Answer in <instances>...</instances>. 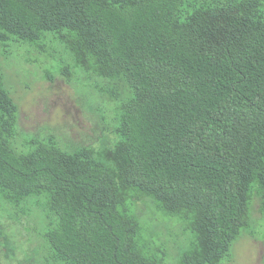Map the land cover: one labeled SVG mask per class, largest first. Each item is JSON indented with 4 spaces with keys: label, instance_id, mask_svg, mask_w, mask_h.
I'll use <instances>...</instances> for the list:
<instances>
[{
    "label": "trees",
    "instance_id": "1",
    "mask_svg": "<svg viewBox=\"0 0 264 264\" xmlns=\"http://www.w3.org/2000/svg\"><path fill=\"white\" fill-rule=\"evenodd\" d=\"M11 44L128 92L113 142L22 149L0 66V202L41 207L45 264H166L141 239L137 197L194 235L180 264L230 262L255 197L264 222V0H0Z\"/></svg>",
    "mask_w": 264,
    "mask_h": 264
},
{
    "label": "rangeland",
    "instance_id": "2",
    "mask_svg": "<svg viewBox=\"0 0 264 264\" xmlns=\"http://www.w3.org/2000/svg\"><path fill=\"white\" fill-rule=\"evenodd\" d=\"M58 62L50 46L42 51L18 44L0 47L6 86L19 106L16 145L25 149L31 141L51 136L66 148H101L113 142L117 137L115 98L127 96L126 86L83 73L63 75ZM137 198L142 241L155 254H166V264H180L194 235L181 218L160 210L152 199ZM29 206L32 213L25 214L0 202V264L46 263L44 217L36 202ZM251 220L252 234L239 239L233 259L226 264H264V222L258 197L252 202Z\"/></svg>",
    "mask_w": 264,
    "mask_h": 264
}]
</instances>
